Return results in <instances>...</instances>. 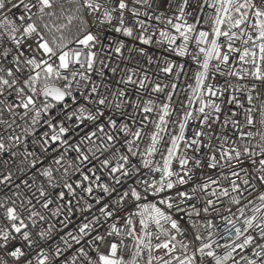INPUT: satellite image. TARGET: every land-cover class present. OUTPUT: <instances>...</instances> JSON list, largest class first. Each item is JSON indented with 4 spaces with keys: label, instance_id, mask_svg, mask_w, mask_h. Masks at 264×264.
<instances>
[{
    "label": "snow or ice",
    "instance_id": "1",
    "mask_svg": "<svg viewBox=\"0 0 264 264\" xmlns=\"http://www.w3.org/2000/svg\"><path fill=\"white\" fill-rule=\"evenodd\" d=\"M0 264H264V0H0Z\"/></svg>",
    "mask_w": 264,
    "mask_h": 264
},
{
    "label": "built area",
    "instance_id": "2",
    "mask_svg": "<svg viewBox=\"0 0 264 264\" xmlns=\"http://www.w3.org/2000/svg\"><path fill=\"white\" fill-rule=\"evenodd\" d=\"M191 64V62L189 61V65Z\"/></svg>",
    "mask_w": 264,
    "mask_h": 264
}]
</instances>
